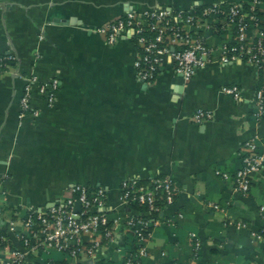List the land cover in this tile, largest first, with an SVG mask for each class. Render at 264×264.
Here are the masks:
<instances>
[{"label":"crops","instance_id":"0c3cea01","mask_svg":"<svg viewBox=\"0 0 264 264\" xmlns=\"http://www.w3.org/2000/svg\"><path fill=\"white\" fill-rule=\"evenodd\" d=\"M241 1L0 0V58H15L0 72L1 223L13 246L21 249L8 230L11 216L52 208L84 185L108 192L103 212L120 224L98 260L120 264L129 238L121 185L162 175L178 191L151 231L144 264H264V245L253 236L264 233V175L247 194L234 180L247 142L264 153V119L254 116L256 68L212 63L186 83L167 67L145 86L134 68V43L120 38L109 45L97 31L128 12ZM30 77L59 87L51 103L35 92L23 113ZM231 86L239 100L221 92ZM200 110L213 117L196 122ZM59 254H27L23 264H57L48 259Z\"/></svg>","mask_w":264,"mask_h":264},{"label":"built area","instance_id":"2783aa9c","mask_svg":"<svg viewBox=\"0 0 264 264\" xmlns=\"http://www.w3.org/2000/svg\"><path fill=\"white\" fill-rule=\"evenodd\" d=\"M249 11L243 10L244 3ZM222 4L205 5L197 10L152 9L144 12H128L122 18L106 23L97 30L106 37L109 45L120 38L131 40L137 49L134 68L138 80L145 86H152L160 74L172 67L177 76L189 83L198 70L209 64H230L245 62L259 73L260 85L256 91L254 116L264 119V18L256 16L264 5V0H247ZM213 18L212 23L207 19ZM223 31L221 42L215 41V33ZM15 61L13 56L0 58V72H6ZM22 78V76H20ZM21 98L23 113L31 110L35 92L53 102L59 82L54 80L41 84L36 77L26 78ZM223 94L240 99L236 86L224 87ZM213 117L211 112L198 111L194 120L204 123ZM264 175V153H260L254 141L243 148L242 165L235 173L237 189L247 194L257 180ZM217 176L229 179L228 174L217 172ZM139 178L123 182L120 188L121 205L128 208L132 203L147 209V215L159 213L175 202L177 185L168 176L158 175L146 185H140ZM108 192L104 189H89L76 185L65 198L49 209L28 210L8 219V230L21 244V249L13 246L6 235L1 238L0 264H23L25 255L48 253L51 250L69 252V260L64 264H106L98 260L103 245L112 239L113 227L120 224L111 220L103 212ZM161 202L160 206L156 203ZM80 210L77 211V206ZM218 210L217 205L212 206ZM264 213V208L260 209ZM4 206L0 199V222L4 220ZM182 218V215H179ZM110 224V225H109ZM160 224V219L136 217L127 213L124 230L136 239L137 249L127 257L121 252V264H144L148 257L147 244L151 237L149 228ZM109 225V226H108ZM238 227H244L238 223ZM3 231V227H2ZM253 236L264 245V233Z\"/></svg>","mask_w":264,"mask_h":264},{"label":"trees","instance_id":"16d2710c","mask_svg":"<svg viewBox=\"0 0 264 264\" xmlns=\"http://www.w3.org/2000/svg\"><path fill=\"white\" fill-rule=\"evenodd\" d=\"M244 2L245 1H247V0H243ZM228 6H230V4H228V3H224L223 5H222V7L223 8H228ZM202 6H200V7H195L197 10H200V8H201ZM250 6H249V4L248 3H244L243 4V10L245 11V12H248L249 11V8ZM256 16L258 17V18H264V12L262 11V8L261 9H259V11H257V13H256ZM210 23H212V20H213V18H209V19H207ZM223 35H224V32L223 31H219V32H217V33H215V37H216V39H215V41L217 42V43H219V42H221V38L223 37ZM260 152V151H259ZM260 153H262V152H260ZM149 182V180H144V179H141L140 181H139V184L140 185H146L147 183ZM89 188V187H88ZM90 190H91V188H89ZM93 190V189H92ZM161 202H158V203H156L157 205H161L160 204ZM5 212V211H4ZM127 212L129 213H133L134 215H136V217H142V218H148V217H153V218H159L160 217V214L159 213H151L150 215H147L146 213H147V209L145 208V207H142V206H139L138 204H136V203H132L128 208H127ZM106 214V213H105ZM106 215H108V214H106ZM14 216V215H13ZM12 217V216H11ZM110 225V224H109ZM108 225V226H109ZM2 227H3V225H2V223L0 222V241H1V238L2 237H5V234H4V232L2 231ZM152 229L153 228H149V231H152ZM128 234H129V238H128V241H127V246H125V248H124V250H123V254L127 257L128 255H130L131 253H133L134 252V250L135 249H137V247H138V245H136V239L134 238V236L132 235V233L131 232H128ZM1 243V242H0ZM59 252V251H58ZM60 257L59 258H50V259H48L49 261H51V262H56L57 264H64L65 262H67L68 260H69V252L68 251H64V252H60ZM102 262H104V261H102ZM105 263L106 264H117V263H115L114 261H112V260H107V261H105ZM121 264V263H120Z\"/></svg>","mask_w":264,"mask_h":264},{"label":"water","instance_id":"95a60500","mask_svg":"<svg viewBox=\"0 0 264 264\" xmlns=\"http://www.w3.org/2000/svg\"><path fill=\"white\" fill-rule=\"evenodd\" d=\"M77 206V211H79L80 210V206H79V204L78 205H76Z\"/></svg>","mask_w":264,"mask_h":264}]
</instances>
